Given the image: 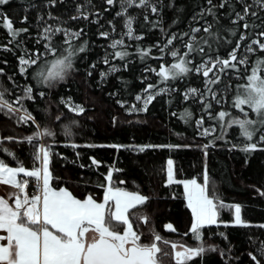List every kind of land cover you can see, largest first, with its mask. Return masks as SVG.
<instances>
[{"label": "snow or ice", "instance_id": "obj_1", "mask_svg": "<svg viewBox=\"0 0 264 264\" xmlns=\"http://www.w3.org/2000/svg\"><path fill=\"white\" fill-rule=\"evenodd\" d=\"M9 0H0V5L7 6ZM117 0H106V4L111 7ZM119 12L116 15L125 16L123 21L127 31H122L120 36L111 39V35L116 32L114 20H108L109 30H101L97 34L100 37H109L112 52H104L103 63L108 65L107 72L101 71V78L107 77L109 73H115L122 68L129 67L130 45L126 43L125 37L135 36L139 41L146 36V32L141 30L137 34L133 22L136 16L129 14V9L138 6L143 10L144 19L151 23L153 28L159 27L165 34V42L157 39L154 44L147 47L136 45V52L141 59L153 55V49H158V58H165V52L172 46L170 52L171 62L165 63L160 60L159 67H152L151 71L156 72L159 80L153 83H146L145 87L135 93L134 100L120 99L118 104L125 107L128 113H146L149 105L160 93H171L169 84L177 78L183 79L191 72L203 74L205 83V93L196 87H188L183 92V99L187 101L190 97L198 96L204 102L202 112L212 108V102L216 105L224 103L226 97L218 96V92L213 89V85H218L222 81V75L231 73L234 76L245 80L242 88L237 87L232 98L235 109L241 110V115L232 116L225 119L231 112L221 108L213 116L212 111H207L209 118L220 122L221 132L224 133L230 125H239L241 135L246 142L231 147H240L246 154L251 155L255 150H264V56H259L258 51L264 50V0H204L199 4L198 12L193 15V20H200L195 27H189L188 31H177L167 35L168 29L163 27V10L176 8L179 13L182 6L176 0H118ZM58 0H47L49 6L56 5ZM239 4V7L237 6ZM28 7L32 5L29 3ZM88 7H94L92 0H88ZM227 7L228 11L223 14L219 9ZM99 22L100 8H95ZM150 14L156 15L155 21H150ZM211 17L209 21L206 17ZM222 16L229 20L228 24L222 22ZM0 17L3 18L7 30L10 33L8 43L0 44V49L15 52L20 49L18 59V72L24 74L26 78H34L36 85L54 88L62 81L68 79L70 73L75 70V63L79 59L78 53H84L89 44L88 39L82 41L77 38L84 35L83 26L80 28L67 27L65 21L56 16L49 7L47 17L58 20L59 23L51 24L45 20V13L41 11L38 16L36 27L39 29L35 33V44L32 48L27 47L23 40H18L21 33L31 36L28 28H16L11 17L3 8H0ZM91 19V13L86 10L85 5L76 6V14L71 19L76 18ZM28 20L25 15L22 18ZM175 23V20L173 21ZM41 24L43 25L41 27ZM242 25V28H241ZM257 29H260L257 31ZM203 32L204 35H198ZM227 32L228 35H223ZM57 33H62L64 39L58 42L54 39ZM191 33V34H190ZM180 38L179 50L173 42ZM229 37H238L235 46L231 48L226 57L219 55V48L225 44H231ZM247 41L241 44V41ZM73 41H76L74 46ZM15 44V48L12 45ZM217 45V47H213ZM243 47V52H238ZM207 49V51H206ZM200 54V62L193 63L195 54ZM213 53L214 55H209ZM256 55V59L251 57ZM116 58H120L122 63H110ZM5 64L8 61H4ZM96 60H92L90 68H95ZM6 69L0 67V74ZM145 72L149 69L145 68ZM213 73L212 76L209 73ZM243 73V74H242ZM90 76L91 70L87 72ZM12 75L8 76L10 81ZM124 86L127 81L120 78ZM143 81L145 77L140 76ZM14 82V81H13ZM161 82H163L161 84ZM15 83V82H14ZM11 89L6 86L0 87V111L8 115L17 113L16 123L34 125V130L27 136H0V147L3 141L15 140L16 142L27 141L33 151V167L24 166L22 161L17 160L15 166L0 158V182L12 186L13 190L7 195L0 194V264H161L158 256L162 252L159 242L163 239L154 226L150 229L153 238L147 242L142 240V231L134 227L132 213L130 210L135 206L143 205L149 200V196L141 191H131L127 187L117 186L113 182L114 167L109 166V170L104 174L106 182L101 184L104 189L102 198H95L92 193H88L84 198L73 194L68 187L53 186V173L50 168L52 160L53 145L57 143L56 132L50 126H43L37 119L33 111H30L24 103L25 98L37 101L34 94V84L29 82L22 88V95L10 97L6 95ZM227 91V89H225ZM47 91H40L39 96L45 97ZM116 95V93H113ZM65 101L64 97H60ZM15 101V102H13ZM140 102V103H138ZM172 103L170 99L168 101ZM66 106L72 113H84L85 106L76 104L71 97L66 100ZM19 109V112H17ZM48 108L44 109L47 113ZM63 113L56 116L57 120L62 119ZM180 117L186 123L193 117V113L185 108L180 112ZM136 119H139L137 116ZM204 115L195 119V125L200 129L199 136H208L209 132L216 131V125L204 126ZM78 120H72L71 124H64L63 131L67 137L63 143L72 147H79L78 141L72 138V125L78 124ZM112 123L118 124L117 116L112 117ZM226 139V137H224ZM47 140V143L44 141ZM89 146H96L95 143L85 141ZM215 139H210L207 143L199 145L203 148L204 156H208L209 145H214ZM100 146H111L116 149L129 148L134 152H143L146 149L157 147H190L191 145H154L149 143H110ZM3 151L15 156V152L3 147ZM64 156V153H59ZM80 155L79 152L76 153ZM39 162L37 166L36 162ZM94 165L99 166L102 160L95 156L91 157ZM247 162V161H246ZM87 167L86 165H81ZM18 174H24L21 178ZM203 182L197 177L183 179L179 183L183 184V196L187 201V207L191 209L190 232L198 241L194 246L188 244L179 245V242L165 241L171 244L174 251V260L177 264H189L193 258H199L204 264L206 253L216 249L220 256L224 257L225 264H232V248L217 249L215 244H209L204 239L205 226L216 225H239L251 226L254 223L258 227H264V221H252L242 216L244 205L240 202L225 200L218 191H211L209 187V169L207 160L204 163ZM29 178H34L37 191L29 194ZM174 176V160L171 156L167 159V180L166 184H172ZM123 183V182H121ZM264 195V189H259ZM175 196V193H173ZM223 210H229L234 218L224 219ZM139 219L145 224L148 222L147 214L140 215ZM167 229H174L175 225L169 221L164 225ZM91 233V235H89ZM220 236L228 238L226 232H221ZM6 241V242H4ZM254 264H264V241H259L258 247L248 252ZM236 260L239 257H235Z\"/></svg>", "mask_w": 264, "mask_h": 264}, {"label": "trees", "instance_id": "obj_2", "mask_svg": "<svg viewBox=\"0 0 264 264\" xmlns=\"http://www.w3.org/2000/svg\"><path fill=\"white\" fill-rule=\"evenodd\" d=\"M165 4L168 0H164ZM204 0H176V3L182 6L178 13L176 8H167L163 10L162 24L168 29L167 35L173 32L188 31L189 27H195L200 20H193L192 17L199 10V4ZM251 2V0H249ZM32 7L29 8L28 4ZM219 3V0H214ZM85 5L86 10L91 13V19L76 18L71 19L76 14V6ZM94 7H88V0H58L56 5L49 6L47 0H9L7 6L0 5L3 11L12 18L14 27L28 28L31 36L21 33L18 40H23L27 47L32 48L35 44V33L39 30L36 25L38 14L43 11L45 20L48 23L56 24L58 20L47 17L49 7L58 17H61L67 27L80 28L83 26L84 35L77 38L82 41L88 39L91 43L84 53H78L79 59L74 61L75 70H73L68 79L62 81L54 88L48 86L36 85L34 78H26L24 74L18 72V59L21 54L17 48L15 52L0 49V67L6 69L5 73L0 74V87L6 86L11 89L6 95L15 97L22 95V88L25 84L31 82L34 84V94L37 101H31L25 98L24 103L30 111H33L37 119L43 126H50L55 132L57 143L53 145L52 160L50 168L53 173V186L68 187L73 194L84 198L88 193H92L95 198H102L104 189L101 184L106 182L105 173L109 166L114 167L113 182L117 186L127 187L131 191H141L148 195L149 200L143 205L135 206L130 210L132 213L134 227L142 231V240L145 242L153 238L150 229L153 228L163 238L159 245L162 252L158 254L161 264H177L174 260V249L171 244L165 241L179 242L194 246L198 243L190 232L191 209L187 207V201L183 196V184L173 181L172 184H166L167 180V159L169 156L174 160L175 179H189L197 177L203 182V169L205 160H207L209 169V187L211 191H218L221 196L228 201L240 202L244 205L242 216L252 221H264V195H261L259 189H264V150L257 149L251 155L246 154L240 147L233 148L231 144L241 145L246 142L241 135L239 125L226 126L227 130L222 133L220 122L208 117L207 111H212L215 116L221 108L231 112L225 119H231L232 116L241 115L240 109H235L232 98L236 93L237 87L243 86L245 80L234 76L231 73L222 75V81L218 85H213V89L218 92V96H225L224 103L216 105L212 102V108L202 112L204 102L199 100L198 96L190 97L187 101L183 99V92L188 87H196L205 93L204 77L202 72H191L186 74L183 79L173 80L169 87L172 92L160 93L156 99L149 105V111L146 113H128L125 107L117 103L120 99L128 100L131 103L135 98V93L145 87L146 83L155 84L159 80L156 72H152V67H159L160 60L165 63L171 62L170 52L172 46H169L165 52V58H158V49H153V55L141 59L136 52V45L147 47L154 44L157 39L165 42V34L159 27L153 28L149 21L144 19L143 10L138 6L129 9V14L137 18L133 22L134 29L138 34L143 30L146 36L137 41L135 36L125 37V41L130 45L129 67L122 68L115 73H109L107 77L101 78L100 72H107L108 65L103 63L104 52H112L109 37H100L98 32L109 30L108 20H114L116 32L111 35V39L118 38L122 31H127L123 21L125 16H117L119 12V2L117 0L111 7L106 4V0H92ZM239 7V4L237 5ZM95 8H100L99 22L97 23V13ZM228 11L227 7L219 9L223 14ZM27 15L28 20L22 18ZM211 21V17H206ZM222 22L228 24L229 20L222 16ZM150 21L156 20L155 14H150ZM175 20V23L173 21ZM43 25L41 24V27ZM242 28V25H241ZM260 29H257L259 31ZM191 34V33H190ZM198 35H204L201 31ZM227 36L228 33L224 32ZM238 37H229L231 44L220 46L219 55L226 57L232 47L235 46V40ZM10 33L0 17V44L8 43ZM54 39L62 42L64 37L62 33H57ZM247 41H241L245 44ZM74 46L76 41H73ZM179 50L180 38L173 42ZM15 48V44L12 45ZM217 47V45H213ZM207 51V49H206ZM243 52V47L238 50ZM214 55L213 53H208ZM259 56H264V50L258 51ZM256 59V55L251 57ZM8 61L7 64L4 61ZM92 60H96L95 68H90ZM200 62V54L196 53L193 63ZM110 63H122L120 58H116ZM149 71L145 72L144 69ZM91 70L89 76L87 72ZM13 75V80L8 79ZM243 74V73H242ZM143 75L145 80H141ZM210 76L213 73H209ZM127 81V87L123 81ZM15 83H14V82ZM163 82H161L162 84ZM227 89V91H225ZM47 91L48 95L40 97V91ZM116 93V95H113ZM64 97L65 101H61ZM71 97L72 100L85 106L84 113H72L66 106V100ZM172 103H169V100ZM15 102V101H13ZM140 103V102H138ZM48 108L47 113L44 109ZM185 108L193 113V117L186 123L180 117V112ZM19 112V109H17ZM63 113L60 120L56 116ZM204 115V126L210 127L215 124L216 131L209 132L208 136H199L200 131L195 125V119ZM117 116L118 124L112 123V117ZM139 119H136V117ZM17 113L8 115L0 111V136H27L34 130V125L18 124ZM72 120H78L79 123L72 125V138L80 142L79 147H72L70 144L63 143L67 139L64 131V124H71ZM226 137V139L224 138ZM210 139H215L214 145H209L208 156H204L203 148L199 145L207 143ZM85 141L95 143L91 147ZM47 143V140L44 141ZM149 143L154 145H191L190 147H157L146 149L143 152H134L129 148L116 149L111 146H100L110 143ZM6 147L13 152L15 156L3 151ZM32 147L27 141L16 142L15 140H4L0 147V158H3L10 165H16L17 160L22 161L24 166L33 167ZM80 155L77 156L76 153ZM59 153H64L62 157ZM95 156L102 160V164L96 166L92 163L91 157ZM247 161V162H246ZM37 166L39 162H36ZM86 165L87 167H82ZM123 182V183H121ZM175 193V196H173ZM147 214L148 222L138 217ZM224 219L234 218L229 210H223ZM171 221L174 229H167L164 225ZM221 232H226L228 238L220 236ZM204 239L209 244H215L217 249L232 248V264H254L248 252L254 251L259 241H264V227H258L255 223L251 226L239 225H216L205 226ZM235 257H239L238 260ZM189 264H201L199 258H193ZM204 264H225L224 257L220 256L216 249L206 253Z\"/></svg>", "mask_w": 264, "mask_h": 264}, {"label": "crops", "instance_id": "obj_3", "mask_svg": "<svg viewBox=\"0 0 264 264\" xmlns=\"http://www.w3.org/2000/svg\"><path fill=\"white\" fill-rule=\"evenodd\" d=\"M21 175L23 178L24 174H21ZM30 179H32V178H29V180ZM12 190H13L12 186H8L6 183H0V193L1 194L7 195V193H9ZM28 191H29V188H28ZM29 194H30V192H29ZM89 235H91V233ZM4 242H6V241H4Z\"/></svg>", "mask_w": 264, "mask_h": 264}, {"label": "built area", "instance_id": "obj_4", "mask_svg": "<svg viewBox=\"0 0 264 264\" xmlns=\"http://www.w3.org/2000/svg\"><path fill=\"white\" fill-rule=\"evenodd\" d=\"M29 192L30 194L37 191L38 189L36 188V182H35V179H30V184H29Z\"/></svg>", "mask_w": 264, "mask_h": 264}, {"label": "rangeland", "instance_id": "obj_5", "mask_svg": "<svg viewBox=\"0 0 264 264\" xmlns=\"http://www.w3.org/2000/svg\"><path fill=\"white\" fill-rule=\"evenodd\" d=\"M77 104V103H76ZM13 166H15V165H13ZM18 176H20L21 178H22V175L21 174H18ZM181 180H183V179H181ZM181 180H178V179H175L174 181H177V182H179V181H181ZM0 183H4V182H0ZM9 186V185H8ZM1 194V193H0ZM179 245H183L182 243H179Z\"/></svg>", "mask_w": 264, "mask_h": 264}]
</instances>
